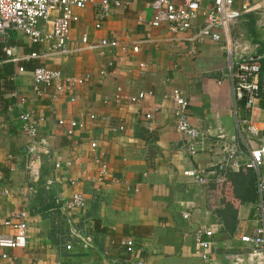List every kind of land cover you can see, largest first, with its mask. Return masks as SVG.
Wrapping results in <instances>:
<instances>
[{"label": "crops", "instance_id": "0c3cea01", "mask_svg": "<svg viewBox=\"0 0 264 264\" xmlns=\"http://www.w3.org/2000/svg\"><path fill=\"white\" fill-rule=\"evenodd\" d=\"M110 1L120 5H113L100 29L96 28L100 0L76 11L79 19L72 23L68 46L84 50L71 56L7 61L5 48L12 47L21 57L47 51L51 44H32L18 31L0 37V234L11 232L2 223L13 213L25 210L29 215L26 248L8 251L6 260L0 249V264H202L195 239L199 227L215 233V264H234L237 254L246 255V264H256L241 238L256 227L264 167L247 171L244 165L251 149L264 143V96L252 111L235 102L223 37L220 42L191 40L215 0H200L193 27L175 35L169 25H149L155 0ZM170 1L178 7L184 3ZM263 2L234 0L236 10L244 5L252 9L229 28L235 48H248L260 57L254 63L260 65L261 76ZM40 27L50 29L44 22ZM84 36L90 45L117 40L126 51L85 49ZM135 45L138 53L132 52ZM39 66L60 70L64 78L83 79L74 90L77 100L71 102L54 88L41 87L38 94L32 71ZM119 88L122 101L117 104ZM173 89L189 101L191 123L204 134L205 149L195 157L184 149L176 130ZM140 93L147 97L131 102ZM28 112L39 124V138L48 141L47 150L37 148V158L29 151L21 119ZM90 114L97 119L89 121ZM61 119H77L85 127L69 138L58 126ZM249 123L257 127V137L249 133ZM93 141L99 145L96 151L90 145ZM228 146L237 151L240 169L220 168ZM98 157L109 167L103 181H98ZM191 168L206 174L207 183L188 177ZM70 180L80 184L71 186ZM6 189L10 195L4 194ZM75 192L84 195L87 205L75 213L74 225L92 235L90 248L71 235L62 211L63 201ZM229 214L232 231L222 221ZM126 238L135 241L136 257L122 248ZM70 242L71 251L66 249Z\"/></svg>", "mask_w": 264, "mask_h": 264}, {"label": "built area", "instance_id": "2783aa9c", "mask_svg": "<svg viewBox=\"0 0 264 264\" xmlns=\"http://www.w3.org/2000/svg\"><path fill=\"white\" fill-rule=\"evenodd\" d=\"M97 0H0V37H7L9 31H18L22 33L30 43L43 44L49 42L50 49L43 52H33L21 57L15 56L12 47L5 48L7 61L19 62L30 59L46 60L54 55L71 56L84 49H71L68 46L70 40V31L72 23L77 22L79 17L76 11L83 10L88 6L94 5ZM264 4V2H263ZM119 6V2L110 0H100L98 10V20L96 28L100 29L103 19L111 12V8ZM154 10V16L149 21V25L159 28L163 25H169L172 33L179 34L190 30L193 23L199 17L201 12L200 0H184L181 7L176 6L170 0H155L151 3ZM264 7V6H263ZM252 7L244 5L242 10L234 8V0H215L214 7L205 12V23L202 28L191 39L194 42L203 43L205 39L210 38L214 42L224 40L222 48L227 53L229 76L232 83V93L235 102H241L245 108L251 110L255 103L264 96V75L259 64L253 62L235 61V53L241 48H235L231 39L230 27L238 20L240 16L250 12ZM44 22L50 29H42L40 23ZM82 44L90 50L101 51L104 48H120L126 51L117 40L103 39L97 43L89 44L88 38H82ZM133 53L139 52V46L132 47ZM24 68L20 67L19 72L24 73ZM34 89L39 94L40 88H54L57 93L67 94L71 102H75L77 97L74 90L84 83L83 79L77 77L64 78L60 70L50 69L44 66L37 67L32 71ZM172 96L175 102L174 120L177 132L184 139V149L191 157H195L204 151L202 146L203 132L193 126L190 120V103L182 95L179 89H173ZM147 97L145 93H140L137 97L131 98V102H138ZM122 101L121 89L115 98V102L120 104ZM150 118V115H147ZM23 129L30 139L29 151L31 154L36 152L37 148L44 150L48 144L45 139L39 138V124L32 113H24L21 116ZM95 114L88 115L89 121H95ZM58 126L65 130L69 138H73L76 131L83 129L85 123L77 119L69 122L61 119ZM249 133L252 137H257L259 131L254 124L249 123ZM93 151L98 149V143L93 141L91 144ZM227 160L220 163V168L224 169L230 166L232 169H240L241 162L237 161V151L230 146L226 147ZM96 163L100 169L98 181H103L109 174V167L98 157ZM71 165V163H67ZM248 169L260 171L264 167V143L255 149H251L250 158L244 165ZM188 177L197 183L204 185L207 183L206 174L196 168L187 171ZM51 182L49 181V184ZM71 186H78L80 181L70 180ZM258 190L260 194V203L258 206V216L256 227L251 234L242 236L241 241L250 247L249 256L256 264H264V176H259ZM5 195H10V190L4 191ZM87 201L81 192H75L69 198L63 201L62 211L68 217L71 225V235L77 238V242L87 248L93 247L94 242L90 233H82L76 227L75 213L83 211L86 208ZM188 218V215H184ZM28 212L25 210L13 213L10 218L3 221V225L10 229L9 234H0L1 258L9 259L8 251L24 249L28 243L27 223ZM215 233L211 228L199 227L195 232V239L198 247L199 257L202 264H215L212 259V250L215 244ZM122 248L130 255H137L136 243L132 238L123 239ZM73 242L66 245V249H73ZM234 264H246L247 258L244 254L233 255ZM250 264V263H249Z\"/></svg>", "mask_w": 264, "mask_h": 264}, {"label": "water", "instance_id": "95a60500", "mask_svg": "<svg viewBox=\"0 0 264 264\" xmlns=\"http://www.w3.org/2000/svg\"><path fill=\"white\" fill-rule=\"evenodd\" d=\"M260 59L259 56L253 55L252 52L249 51L248 48L240 49L239 51H236L235 53V61L240 62H255ZM32 158H37V152H34L32 155ZM32 173H35L33 170Z\"/></svg>", "mask_w": 264, "mask_h": 264}, {"label": "trees", "instance_id": "16d2710c", "mask_svg": "<svg viewBox=\"0 0 264 264\" xmlns=\"http://www.w3.org/2000/svg\"><path fill=\"white\" fill-rule=\"evenodd\" d=\"M253 63H254V62H253ZM256 64H258V63H256ZM39 67H40V66H39ZM36 68H37V67H36ZM36 68H35V69H36ZM35 69H34V70H35ZM246 170H247V171H251V170L248 169V168H246ZM237 194H238V193H237ZM241 197H243V193H242L241 196L239 195V198H241ZM221 219H222V218H221ZM231 219H232V218H231V216H230V214H229L227 219L224 220V218H223V220H222V221L225 223L224 225H225V228H226L227 231H232V228L230 227V222H229Z\"/></svg>", "mask_w": 264, "mask_h": 264}]
</instances>
